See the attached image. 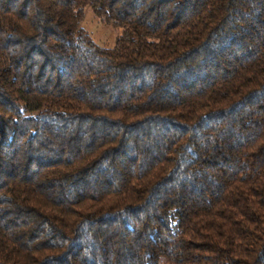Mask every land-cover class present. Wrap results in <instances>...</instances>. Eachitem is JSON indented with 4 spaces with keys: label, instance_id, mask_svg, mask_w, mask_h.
Returning a JSON list of instances; mask_svg holds the SVG:
<instances>
[{
    "label": "trees",
    "instance_id": "1",
    "mask_svg": "<svg viewBox=\"0 0 264 264\" xmlns=\"http://www.w3.org/2000/svg\"><path fill=\"white\" fill-rule=\"evenodd\" d=\"M0 264H264V0H0Z\"/></svg>",
    "mask_w": 264,
    "mask_h": 264
},
{
    "label": "rangeland",
    "instance_id": "2",
    "mask_svg": "<svg viewBox=\"0 0 264 264\" xmlns=\"http://www.w3.org/2000/svg\"><path fill=\"white\" fill-rule=\"evenodd\" d=\"M81 27L90 35L92 41L100 48L111 49L121 30L117 27L106 24L97 17L92 9L85 8L84 19Z\"/></svg>",
    "mask_w": 264,
    "mask_h": 264
}]
</instances>
